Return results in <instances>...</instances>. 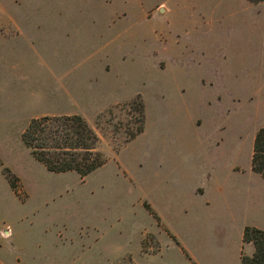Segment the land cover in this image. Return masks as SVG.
<instances>
[{"label": "rangeland", "instance_id": "rangeland-1", "mask_svg": "<svg viewBox=\"0 0 264 264\" xmlns=\"http://www.w3.org/2000/svg\"><path fill=\"white\" fill-rule=\"evenodd\" d=\"M1 10L0 18L49 23L65 33L66 82H79L83 94L73 104L75 115L98 135V150L110 165L84 178L46 175L19 132L0 144L2 174L6 168L17 180L14 194L0 174V264H107L136 243L132 223L147 212L154 217L148 205L145 212L135 203L148 193L139 182L144 153L155 138L172 133L175 106L182 104L171 91L176 49L201 41L208 52L219 50L217 81L201 90L186 76L184 103L212 97L208 101L220 107L209 118L239 122L247 136L263 123L264 2L0 0ZM140 103L144 131L130 140ZM190 110L208 116L206 109ZM15 174L23 178L22 190ZM143 242L142 252L157 250L153 236ZM116 261L133 264L127 256Z\"/></svg>", "mask_w": 264, "mask_h": 264}, {"label": "crops", "instance_id": "crops-1", "mask_svg": "<svg viewBox=\"0 0 264 264\" xmlns=\"http://www.w3.org/2000/svg\"><path fill=\"white\" fill-rule=\"evenodd\" d=\"M193 44L180 48L184 51L176 49L170 59L172 95L176 104L182 103L175 106L172 133L155 138L144 153V178L139 182L148 193L135 203L145 212L144 204L148 205L156 218L147 212L146 219L132 223L136 243L121 256L133 264H242L243 251L245 256L254 251L252 244L243 242L245 227L264 231V178L253 171L251 162L254 138L264 119L247 136L239 122L209 118L210 111L216 113L220 107L211 103L212 97L205 95L195 106L184 103L186 76L201 90L212 87L219 76L218 48L210 53L203 42ZM65 68V33L58 26L0 18V144L18 132L21 139L32 119L76 114L73 104L82 101L81 84L66 82ZM190 108L206 109L208 116L193 115ZM36 163L46 175H73L52 173ZM115 165L125 178L126 171L118 161ZM15 176L22 184L23 178ZM149 235L158 247L144 253L143 241ZM121 256L111 257L107 264Z\"/></svg>", "mask_w": 264, "mask_h": 264}, {"label": "trees", "instance_id": "trees-1", "mask_svg": "<svg viewBox=\"0 0 264 264\" xmlns=\"http://www.w3.org/2000/svg\"><path fill=\"white\" fill-rule=\"evenodd\" d=\"M246 1L254 4L264 2ZM137 114L138 127L130 135V140L144 131L145 114L142 103L138 105ZM21 142L37 162L49 172L56 174L75 172L84 178L106 163L98 150L100 138L79 115L32 119L22 131ZM251 162L253 171L264 178V127L255 135ZM3 171L11 189L16 192L17 180L15 179V182L11 180L13 175L8 169L4 168ZM243 242L252 244L254 251L251 256L242 254V264H264V231L245 227Z\"/></svg>", "mask_w": 264, "mask_h": 264}, {"label": "built area", "instance_id": "built-area-1", "mask_svg": "<svg viewBox=\"0 0 264 264\" xmlns=\"http://www.w3.org/2000/svg\"><path fill=\"white\" fill-rule=\"evenodd\" d=\"M4 232V231H3ZM5 234H7L6 232H5Z\"/></svg>", "mask_w": 264, "mask_h": 264}]
</instances>
